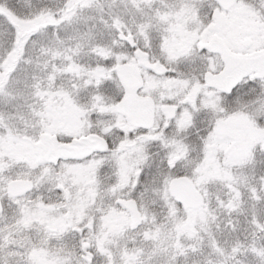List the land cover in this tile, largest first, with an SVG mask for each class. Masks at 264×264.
Wrapping results in <instances>:
<instances>
[{
	"label": "snow or ice",
	"instance_id": "6c2138e0",
	"mask_svg": "<svg viewBox=\"0 0 264 264\" xmlns=\"http://www.w3.org/2000/svg\"><path fill=\"white\" fill-rule=\"evenodd\" d=\"M0 264H264V0H0Z\"/></svg>",
	"mask_w": 264,
	"mask_h": 264
}]
</instances>
